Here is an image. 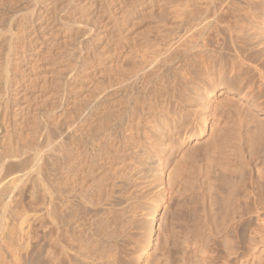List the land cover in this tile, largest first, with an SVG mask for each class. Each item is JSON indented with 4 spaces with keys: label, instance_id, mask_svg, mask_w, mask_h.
Instances as JSON below:
<instances>
[{
    "label": "rangeland",
    "instance_id": "rangeland-1",
    "mask_svg": "<svg viewBox=\"0 0 264 264\" xmlns=\"http://www.w3.org/2000/svg\"><path fill=\"white\" fill-rule=\"evenodd\" d=\"M178 1L189 3L0 0V160L9 158L0 176V210H9L2 232L18 233L24 221L32 248L33 237L52 223L50 193H64L69 182L90 194L130 173L134 176L124 186L137 204L130 247L146 246L143 253L132 252L138 264H147L151 255L152 260L163 258L156 248L169 233L170 244H177L171 248L175 264H264V172L262 177L259 172L264 170V137L255 151L249 145L251 135L264 126L258 75L245 96L248 83L228 72L227 82L202 94L189 110L199 112L191 119L188 113L176 116L180 95L173 93V75L149 85L166 62L154 72L143 71L154 60L150 52L164 48L163 37L176 32L169 2ZM130 84L137 114L144 110L154 121L167 106L162 115L168 126L147 125L149 141L142 127L130 131ZM201 129L203 135L193 136ZM215 143L216 155L211 151ZM145 148L159 162L150 164L137 155ZM68 160L75 164L70 181ZM148 166L154 172H147ZM165 188L166 199L159 201ZM232 189L238 199L230 197ZM15 239L10 243L18 248L23 242L26 250L28 242Z\"/></svg>",
    "mask_w": 264,
    "mask_h": 264
},
{
    "label": "bare ground",
    "instance_id": "bare-ground-1",
    "mask_svg": "<svg viewBox=\"0 0 264 264\" xmlns=\"http://www.w3.org/2000/svg\"><path fill=\"white\" fill-rule=\"evenodd\" d=\"M169 3L173 18L176 21V32H172L174 34H172V38L170 37L171 35H168L170 38L167 36H164L165 38L163 37V41H165L164 48H156L150 52L153 56L151 57L155 61L152 60V62L148 63L143 71L154 72V69L160 63L163 64L166 62L165 68L162 65L163 67L157 72L156 79L153 82H149V85H155L159 80L169 75H173L176 78L177 82L175 83L176 80H173L172 88L174 90L173 93L176 91L180 95V99L176 101L178 103L176 105V116L183 117L188 113L192 119L194 114L199 115L198 108L192 111L193 115L190 114L191 111L189 110L196 105L202 94L205 96V94L209 93V90L211 91V88L227 82L228 72L233 74L234 77L236 76L241 83H248V86L243 92L245 96L250 95L255 75H258L259 84H262V87H264V0H189V3L181 1ZM256 48L259 51L254 55L252 54V50ZM234 77L229 81H233ZM128 89H130L128 93V108H130L128 114L130 117L132 116L133 122L130 131L133 133L134 129L138 131L142 127L144 135L149 141L151 140V135L145 130L147 125H150L151 129L158 130L162 127L161 125L168 126L167 121L165 122L162 115V113L167 114L165 110L167 106L165 108L163 106L161 113L153 121L148 118L149 113H146L144 110L143 113L137 114L138 106L134 99L133 85L130 84ZM200 117L204 122L207 121L206 116L200 115ZM19 119L21 120L22 116H19ZM194 124L197 123L195 122ZM63 133H60V135L63 136ZM198 135H203L202 129L199 133L196 131L193 133V136ZM263 137L264 126L260 128V132H255V135H251L249 139V145L252 151L257 149ZM60 140L62 141L63 139L60 138ZM51 147L50 150H52ZM211 151L215 155L216 153H220V148L217 143L213 145ZM137 155L150 164H156L160 160L155 161L149 149L146 148L137 151ZM195 155L193 156L195 157ZM79 156L81 157V155ZM8 159L7 157L5 160H0V176L5 169L7 161H9ZM209 160L211 162L214 161L211 158ZM73 161H69L66 165L67 181H70L73 167H75ZM102 164L104 165V163ZM150 168L151 166H148L147 172H154ZM183 170L187 171L186 169ZM259 172L262 177L264 170ZM132 176L134 175L130 173L122 175L121 180L117 178L119 180L118 182H113L112 180V184H103L104 188L101 190L99 188V191L90 194L77 190L69 182L64 193H50L48 197V213L51 215L52 223L43 232L42 236L33 237L36 243H33L35 246L32 248L30 246L31 243L29 244L28 242L31 235L29 231H25L23 228L24 221L20 222L18 233L11 232L9 228L7 229L8 234L1 231L5 224L6 226L8 225L4 220L7 214H9V210L7 208L0 210V241L4 243L0 247V264H43L44 261L49 264L54 260L55 262L59 261L58 264H123L125 261L122 259L125 260L126 258V261H128L127 264H138V257H133L132 254L138 249L143 253L146 251V246L143 245L142 247H136L134 249L132 248L133 246L130 247L131 241L135 238L133 235L136 234V232L134 233L136 227V209L134 211V208L137 207V204L135 203L136 205H134V202H132L135 200L133 193L127 188L128 191L126 189L127 186L125 187L124 185L127 181H130L129 179ZM124 182L126 183L124 184ZM234 189H232L233 194H230V197L233 195L235 196L234 198H237L238 195L236 194L238 191ZM166 193L167 189L165 188L157 196L158 200H165ZM12 197L9 194L6 199L11 202ZM58 200L61 201L62 204L60 205L62 208L59 204L57 208L55 201ZM75 201H77V204ZM59 207L62 210H58ZM238 229H240L239 225ZM17 237L18 239H15L17 242H20V240H23L24 243L25 241L28 242L26 250L21 248L23 242L21 244L17 243L18 248L13 245L14 243H10L13 241V238ZM166 237L165 244L162 247L158 246L156 248L158 251H162L163 254H161V257L163 256L164 259L156 256L153 264H162L164 262H162V259L165 260V264L174 263L172 261L171 248L172 246L176 248L177 244H170L172 243L170 242V238H172L171 233ZM236 238L238 240L242 238L241 230L237 232ZM29 246L30 248L28 250ZM55 249L60 250V258H57L58 255H56ZM126 250H130L131 253H126ZM121 253H125V256L122 258L120 257ZM152 257L151 255L149 259L147 258V264H152L154 260H152Z\"/></svg>",
    "mask_w": 264,
    "mask_h": 264
}]
</instances>
